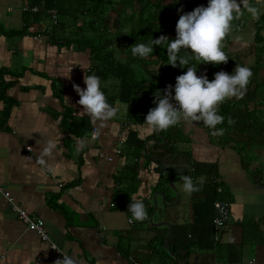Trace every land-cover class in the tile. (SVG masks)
<instances>
[{"label": "crops", "instance_id": "crops-1", "mask_svg": "<svg viewBox=\"0 0 264 264\" xmlns=\"http://www.w3.org/2000/svg\"><path fill=\"white\" fill-rule=\"evenodd\" d=\"M35 1L41 0H0V75L6 87L0 93V186L45 221L58 248L29 230L0 193V264H62L64 255L74 264H171L167 252L176 264H264V0H247L259 9L257 18L242 4L223 41L227 62L197 67V75L209 80L220 71L231 74L236 65L252 71L243 98L227 100L231 112L222 136H213L202 122L152 131L144 123L152 107L140 105L141 118H129V89L115 78L101 84L108 99L116 97L110 102L117 115L93 123L74 88L86 87L84 76L93 74L88 47L109 42L111 55L126 60L134 44L126 39L129 49L117 45L115 35L139 29V20L132 19L141 7L115 0L95 16L84 0H61L53 29L48 13L23 10ZM179 1L163 0L181 15ZM91 20L96 29L86 25ZM80 141L84 147L77 151ZM136 152L141 154L134 163ZM185 175L198 191H182ZM131 198L144 202L145 221H132ZM218 199L231 205L221 229L213 223Z\"/></svg>", "mask_w": 264, "mask_h": 264}, {"label": "clouds", "instance_id": "clouds-1", "mask_svg": "<svg viewBox=\"0 0 264 264\" xmlns=\"http://www.w3.org/2000/svg\"><path fill=\"white\" fill-rule=\"evenodd\" d=\"M172 2L176 3L178 0ZM242 4L253 18L258 17L259 9L247 3V0H208L207 6H197L180 15L174 39L160 36L131 48L134 57L144 59L153 52L154 45H159L166 49L168 64L187 67L185 73L176 77L174 85L169 84L163 93H155L156 106L149 110L144 119L149 129L163 132L181 121L202 122L212 130L213 136L224 134L223 128H217V125L224 122V117L218 114L219 106L229 99L243 98L252 71L249 67L236 65L231 74L220 71L210 81L206 75H197V67L201 63L218 65L227 62L229 57L223 51V41L230 33L234 19H239L242 14ZM182 50L184 56H180ZM192 63L196 67L188 66ZM84 84V88L74 85L80 97L77 103L82 106V112L93 123L114 118L118 109L109 104L102 90L101 79L94 74L85 75ZM228 124H234V120L229 118ZM84 143H78L77 151L84 147ZM182 180V191L191 194L199 190L190 177L185 175ZM127 211L131 213L132 221L143 222L148 218L142 200L131 198ZM61 261L62 264H74V260L67 255Z\"/></svg>", "mask_w": 264, "mask_h": 264}, {"label": "trees", "instance_id": "trees-1", "mask_svg": "<svg viewBox=\"0 0 264 264\" xmlns=\"http://www.w3.org/2000/svg\"><path fill=\"white\" fill-rule=\"evenodd\" d=\"M115 3V0H84L83 7H88L89 5H93L94 14L97 16L96 9H102L101 13L106 12L110 7L111 3ZM120 3L122 0H119ZM137 2L141 10L138 15H134L133 20L137 18L139 20V29L131 30V34L125 36L124 38L128 39L130 43H133L136 46L139 43H148L152 38L157 39L160 36H165L171 39L175 38V26L180 17V14H176V8L170 4L169 6L164 5L163 0H131L128 2V5L131 3ZM208 0H180L179 3L183 6L182 14L184 12H190L197 6H207ZM34 5H44L47 9L56 8L61 14V0H41L35 1ZM89 8V7H88ZM42 13H46L45 11ZM39 13V14H42ZM99 13V12H98ZM179 16V17H178ZM178 17V18H177ZM86 24V23H85ZM96 21H89L86 25L91 27L92 29H96L95 25ZM53 29L56 26L51 27ZM96 32V31H95ZM54 33V32H52ZM52 35V34H51ZM131 36V37H130ZM55 36L52 35V39ZM85 39V37H82ZM167 39V38H166ZM89 42V41H88ZM87 43V42H86ZM109 42H101L100 44L90 43L91 46L88 47L91 49L92 56H94V65L92 73L98 76L101 81H108L110 79H117L120 88H128L129 91L126 94L127 102L129 104L127 115L129 118H137L140 119L138 108L140 105H147L148 107H155L154 99L155 93L160 91L163 93V90L169 85H174L176 82V77L181 75L187 71V67H173L168 64V56L166 53V49L162 48L159 45H154L153 52L144 59L139 57H134L130 51V54L126 60H119L115 56L111 55V46H108ZM133 47V46H132ZM131 50V49H130ZM185 53L182 50L180 52V56H184ZM209 65L208 68L214 66L211 63H201ZM195 63L188 65L189 67H195ZM208 70V69H207ZM206 70V72H207ZM2 75V74H1ZM0 75V93L4 95L6 87L2 83ZM213 80V79H212ZM211 81V80H210ZM106 91V89L104 90ZM106 94V93H105ZM121 94V93H120ZM174 94V88H173ZM125 96V97H126ZM109 104H113V100L116 97L108 99V95H106ZM112 102H110V100ZM236 99V98H234ZM228 101H225L219 106V113L224 117V122L227 123V117L230 114V107H226ZM232 102V101H229ZM235 106V105H234ZM251 117L254 119H259V115L255 112H249ZM249 116V115H248ZM250 117V116H249ZM217 128H223V124L217 125ZM209 129V128H208ZM224 132L228 128L226 126L223 128ZM252 129V128H251ZM211 133V129H209ZM249 130V129H248ZM264 131V128H261ZM261 134V133H260ZM141 153L132 154L133 158L131 161L137 163ZM130 161V160H129ZM176 253L175 248H172ZM166 253V252H165ZM171 264H176V261L173 257L166 253ZM180 256V255H179ZM188 255L185 257L187 258ZM181 258V256H180ZM166 263V262H165ZM187 264H190L189 262Z\"/></svg>", "mask_w": 264, "mask_h": 264}, {"label": "built area", "instance_id": "built-area-1", "mask_svg": "<svg viewBox=\"0 0 264 264\" xmlns=\"http://www.w3.org/2000/svg\"><path fill=\"white\" fill-rule=\"evenodd\" d=\"M23 10L25 12H30L33 14H38L41 12H46L49 14L51 17V25L52 27L57 26L59 24V12L56 8L52 9H47L43 5H30L26 4L23 6ZM37 38V37H35ZM127 44V43H125ZM93 137L97 138L98 137V128H95L93 131ZM122 150L119 151L121 153ZM214 184H216V191L218 193L223 192V187L219 184V179L218 177H214L213 179ZM0 193L5 196V198L12 203L13 210L18 213L20 219L27 225V228L31 231L36 232L37 234L40 235V237L47 242L51 243V239L49 236V233L46 228L45 221L37 216H32L28 212H26L24 209L21 208L18 204L14 202V198L12 197L11 193L6 191L3 187L0 186ZM214 220L213 223L216 228L221 229L225 227L230 218V213H231V205L229 201L227 200H222L218 199L214 201ZM51 247L55 250H57V245L51 243ZM139 264V263H138Z\"/></svg>", "mask_w": 264, "mask_h": 264}, {"label": "rangeland", "instance_id": "rangeland-1", "mask_svg": "<svg viewBox=\"0 0 264 264\" xmlns=\"http://www.w3.org/2000/svg\"><path fill=\"white\" fill-rule=\"evenodd\" d=\"M135 8V7H134ZM136 10V9H135ZM137 11V10H136ZM89 35H90V33L92 34V32H87ZM102 32H95L94 34H96V35H98V36H103V34H101ZM120 35V34H119ZM115 40H116V44L118 43V44H123V46L125 45V43H124V41L126 40V38H118V39H116V35H115ZM117 44V45H118ZM125 48H127V49H129V47L128 46H126L125 45ZM126 50V49H125ZM114 56V55H113ZM149 112V109H148V111H146V113H148ZM245 153H248V151L247 150H245ZM249 154V153H248Z\"/></svg>", "mask_w": 264, "mask_h": 264}, {"label": "water", "instance_id": "water-1", "mask_svg": "<svg viewBox=\"0 0 264 264\" xmlns=\"http://www.w3.org/2000/svg\"><path fill=\"white\" fill-rule=\"evenodd\" d=\"M146 153H147V150H146ZM173 177L174 176L171 177L170 182H171L172 188L177 191V189H176V187L174 186V183H173ZM178 198H179V196H178ZM175 259H176V262L178 263V259L176 257H175Z\"/></svg>", "mask_w": 264, "mask_h": 264}]
</instances>
